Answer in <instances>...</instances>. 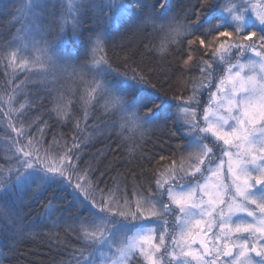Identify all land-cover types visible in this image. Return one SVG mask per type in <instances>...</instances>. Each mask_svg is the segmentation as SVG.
Wrapping results in <instances>:
<instances>
[{"label": "snow or ice", "instance_id": "6c2138e0", "mask_svg": "<svg viewBox=\"0 0 264 264\" xmlns=\"http://www.w3.org/2000/svg\"><path fill=\"white\" fill-rule=\"evenodd\" d=\"M158 5L162 11L157 13ZM181 8L187 24L169 17L174 10L170 0H60L59 16L49 12L47 0H22L17 9L21 27L0 48V56L38 69L42 76L63 72L79 77L95 94L93 107L103 100L105 109L120 115V137L171 125L173 135L183 140L182 124L189 139L177 146L179 167L170 168L163 179L158 174L156 188L149 187L146 196L137 194L133 210L127 198L123 204L105 199L100 179L92 178L95 170L90 164L80 167L81 145L75 140V151L56 152L49 162L51 147H44L49 142L43 131L39 139L25 133L28 145L21 143L7 175L0 171V237L9 248L22 234L9 210L29 194L51 191L69 208L79 207L77 219L88 225L76 235L81 246L73 253V264H140L137 253L144 264H264V0H193ZM49 15L52 21L45 24ZM165 19L167 23H156ZM148 24L164 34L160 51L182 43L181 36L189 46L199 41L202 48L213 33L215 39L228 38L196 65L201 87H193L191 96L170 97L171 84L166 89L159 79L153 82L151 68L137 66L129 72L126 65L116 71L106 55L97 59L117 37ZM194 51L189 47V60ZM202 104L204 125L196 115ZM171 217L176 221L172 227ZM208 233L212 236L206 240ZM196 243L203 253L192 248Z\"/></svg>", "mask_w": 264, "mask_h": 264}, {"label": "trees", "instance_id": "16d2710c", "mask_svg": "<svg viewBox=\"0 0 264 264\" xmlns=\"http://www.w3.org/2000/svg\"><path fill=\"white\" fill-rule=\"evenodd\" d=\"M191 2L193 0H170L174 10L169 17L174 15L178 24L189 23L181 5ZM21 3L22 0H0V48L13 40L21 27L17 19ZM47 3L49 12L59 16L60 0H47ZM155 11L158 13L162 9L158 5ZM92 14L89 10V17ZM191 15L194 18L195 14ZM51 21L49 15L44 22L48 24ZM167 22V19L156 21L157 24ZM70 31L69 28V34ZM163 35L148 24L137 32H129L123 39L117 37L114 46L111 43L107 46L106 53H97V59L103 60L106 55L116 71H124L126 65L129 72L137 66L151 68L149 75L153 82L159 79L165 83L166 89L171 84L168 90L170 97H189L193 87H201V74L196 65L201 59L211 58L221 37L215 39L213 33L202 48L199 41L189 46L187 38L181 36L182 43L169 44L160 51ZM189 47L195 50L192 60L188 59ZM205 51L207 56L203 55ZM89 93L79 77H69L63 72L42 76L38 69H21L11 63L10 57L4 59L0 56V171L7 175L21 143L28 145L29 137L25 133L39 139L43 131V139L49 142L44 147H51L49 162L56 152L75 151L72 148L75 140L81 145L80 167L90 164L95 170L92 178L100 179L99 187L106 189L105 199H115L123 204L127 198L134 210L133 201L137 194L148 195L149 187L156 188L158 174L163 179L170 168L179 167L181 153L176 151L177 146H183L189 138L182 124L180 135L185 137L183 140L173 135L175 129L171 125L145 128L143 135L134 130L120 137V115L113 114L110 108L105 109L103 100L93 107L95 94ZM207 95L208 91L204 89V100ZM201 108L203 104L198 110ZM113 123L117 124L115 129L111 126ZM183 155L186 156L184 161L187 160V153ZM161 156L166 158L162 160ZM9 211L13 213L11 220L22 229V234L15 238L11 248L9 241L0 237V264H73V253L81 246L76 235L88 227L82 219H77L81 215L79 207L69 208L66 202L54 199L48 191L43 195L29 194ZM174 219L170 218V227L175 226ZM3 223L0 218V224ZM104 251L108 253L111 250ZM136 255L140 264H144L139 253Z\"/></svg>", "mask_w": 264, "mask_h": 264}, {"label": "rangeland", "instance_id": "374dc122", "mask_svg": "<svg viewBox=\"0 0 264 264\" xmlns=\"http://www.w3.org/2000/svg\"><path fill=\"white\" fill-rule=\"evenodd\" d=\"M224 41H228V38L227 37H221L220 38V41H218L217 42V46L216 47H218V45L221 43V42H224ZM215 43V42H214ZM215 47V48H216ZM214 48V49H215ZM249 55H251V54H249ZM16 64V66H18V67H20L21 69H28L29 70V67L28 66H21L18 62L17 63H15ZM217 82H218V80H217ZM212 91H215V87H213L212 88ZM208 99H209V97H208V95L206 96V99H205V102H207L208 101ZM205 106H206V104H203V108H201L200 110H198V112H197V117H198V119H199V123L201 124V125H204V119H203V115H204V109H205ZM193 107H195V106H193ZM214 139V138H213ZM222 143V142H221ZM186 157V156H185ZM224 159V161H225V163H224V166H223V169H222V171L223 172H225L226 173V171H227V161H228V157H224L223 158ZM190 161L187 159V160H185L184 161V165H185V167H188L189 165H190ZM135 201L136 200H134L133 202H134V205H135ZM135 207V206H134ZM173 207H175V206H173ZM207 219V218H206ZM245 219H248L247 217H245ZM174 221H175V219H174ZM144 223H148V221H143ZM175 223H176V221H175ZM203 227H205L206 228V225H204ZM195 231H200L199 229H196ZM213 232H216V231H218V229L217 228H213V230H212ZM201 235H203V232H201ZM212 236V233H208V236H206L205 237V239L207 240L209 237H211ZM157 238H158V235H157ZM171 243V236H169L168 238H167V240H166V244H170ZM212 245L211 244H209V247H211ZM192 248L193 249H196V250H198L200 253H203V251H204V249L203 248H201V246H200V244L199 243H196V244H193L192 245ZM107 251H108V249H106ZM106 252V251H105ZM107 253V252H106ZM109 253H110V255L112 256V250L111 251H109L107 254L109 255ZM109 255V256H110ZM100 257V254H97V258H99ZM193 264H195V262H193Z\"/></svg>", "mask_w": 264, "mask_h": 264}]
</instances>
